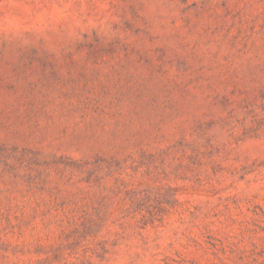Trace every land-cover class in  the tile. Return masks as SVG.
Wrapping results in <instances>:
<instances>
[{"label":"clouds","instance_id":"obj_1","mask_svg":"<svg viewBox=\"0 0 264 264\" xmlns=\"http://www.w3.org/2000/svg\"><path fill=\"white\" fill-rule=\"evenodd\" d=\"M0 264H264V0H0Z\"/></svg>","mask_w":264,"mask_h":264}]
</instances>
